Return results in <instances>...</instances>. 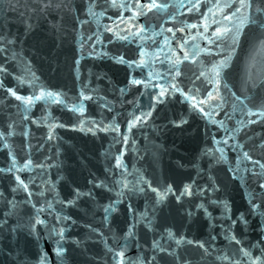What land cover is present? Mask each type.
I'll return each mask as SVG.
<instances>
[{
	"label": "water",
	"instance_id": "obj_1",
	"mask_svg": "<svg viewBox=\"0 0 264 264\" xmlns=\"http://www.w3.org/2000/svg\"><path fill=\"white\" fill-rule=\"evenodd\" d=\"M85 2L86 0H74L80 8L77 13L80 20L88 21L82 27L77 23L79 32L72 30L71 21L66 24L63 31L54 30L52 25L57 21L51 16L33 21L30 32H25L24 24L15 19V14H12L11 22L7 24V30L14 37H18V43L13 50L20 55L15 61L8 59L7 75L0 74V80H3L6 86L17 88L15 77L27 74L25 67L27 62L28 67L39 77L36 81L37 85L64 93L69 104L74 102L82 85L87 86L92 99L82 101L85 107L83 115L85 130L81 131L79 126L73 127L78 125L79 113H73L68 107L52 102L48 104L36 102L26 114L30 119L21 123V115L17 113L15 107L20 102L13 97L5 100L4 91L0 89V130L15 121L18 125L15 129L16 134L9 138L13 150L19 158L24 155L22 151L24 145L30 143L33 159L43 161L46 157H50L51 160L47 162L52 163L53 166L47 170L45 178L55 185L54 191L45 190L41 196L40 182L37 180L36 184L30 185L33 196L29 200L25 192H13L11 178L0 174V193H3L7 200L18 202L16 214L6 216L5 213L9 209L5 207V199L0 198V222L7 221V226L0 231V264H16L18 259L35 264L37 254L41 251L48 252L50 264H59L53 252L54 241L46 230L53 225L65 228L66 239L63 244L68 251L64 264H113L104 240L107 239L110 244L113 235L121 236L130 224L135 223L134 216L139 217L145 212L150 217L153 216L151 210L153 193L147 190L144 193L126 192L124 196L119 197L117 211L110 215L108 224L102 225L103 209L100 206L117 200V192L120 189L114 185V181L120 179L121 172H124L129 187L136 182L138 175H143L153 184L157 181L167 182L177 190H182L185 184L204 186L206 189L202 195L197 193L194 197H184L180 202H177L174 196H170L163 212L155 213L154 231L145 227L143 222L137 224L135 236L127 241L126 255L131 259L147 253L152 240L159 239L166 228L184 234L189 239L207 241L213 249L219 250L207 259L206 264H227L226 261L215 260V255L231 254L233 248L237 247L225 238L226 234L236 235L245 247L264 241V216L260 214L264 211V207L253 211L249 203L250 193L259 195L256 183L243 171L239 176H234L229 171L230 168L236 167L238 150L225 148L226 159L219 162L207 153V149L217 147L212 142L213 136L217 140L224 139L223 128L210 123L198 111L191 109L189 102L177 93L173 97L164 98V103H156L148 120L128 131L127 120L131 119L130 113L139 114L140 108L147 111L148 105L155 103L151 101L149 94L154 95L159 91L151 87L145 89L143 85H129V77L145 79L147 73L153 70L163 74L169 65L157 61L151 68H140L135 65L129 68L125 64L117 63L112 57L123 55L125 59H139L141 43L149 53L154 52L164 36H171L164 30L173 26L174 22L169 20L166 13L174 10L170 8L163 12H149L145 16L137 17L136 23L146 28L144 33L146 39L140 41L138 38L133 40L130 37L128 41H122L104 28L105 25L113 27L114 22L120 23L116 18L117 10L108 9L106 15L100 17L97 23L95 18L85 15L83 11ZM100 2L102 3L103 0ZM158 2L175 4L176 0H158ZM201 10L207 11L206 8ZM97 11L101 9L98 8ZM180 11L184 12V16H178V19L195 22L192 13H187L184 9ZM123 15L128 16L131 13L124 12ZM217 18L219 19V16ZM120 27L124 28L125 25L121 24ZM97 30L101 34L102 43H95V51L89 56L88 52L91 50L89 45L95 41V36L93 41H87V37L92 36ZM154 33H162V35H154ZM80 35L85 38L83 51L80 50L78 43ZM196 42L204 46L203 41ZM164 51L167 52V49ZM250 52L249 36L242 35L240 45L230 61L231 67L227 70L226 79L232 91L243 88ZM159 55L162 59L164 53ZM224 55H227V52ZM221 58L214 51L212 56L202 55L200 60L210 67L214 60ZM76 59L80 60L79 80L76 79L74 71ZM260 59L261 57L257 55V62ZM4 62L5 56L0 54V63ZM182 68L186 75L191 77L192 71H196L198 66L185 62ZM255 70L258 72V68ZM180 79L183 80L182 87L186 89L192 87L188 79L184 77ZM192 79L195 80V77ZM157 82L164 83L163 80L153 81V83ZM195 84L199 87L200 81L196 80ZM121 88H126L125 93H120ZM92 89L95 91H91ZM17 90L22 95L32 94L33 91L28 85L19 86ZM222 94L228 96L226 91ZM250 95L255 96L259 102L264 98V87L254 88ZM105 103L111 107V111L103 107ZM225 112L231 114L228 104H225L223 109H216L213 119L224 120L228 128L234 127L239 113L229 120ZM45 115L49 119L54 118L57 124L67 125L57 127L55 138L51 141L45 139L47 127L31 123V120L39 121ZM113 117L120 125V132L128 136L127 144L117 142L118 133L98 129H93V132L87 131L91 121L97 123L103 121L104 124H108ZM181 118L186 122L179 126L173 123L180 121ZM25 127L29 131L28 137L22 135ZM250 127L255 133L264 136V126L258 124ZM251 134L249 132V135ZM114 137H117V140H114ZM238 139L247 143L243 133ZM117 155L123 167L116 166ZM216 156H219L218 152ZM7 159V149L0 145V167L7 166ZM35 174L34 172L21 175L23 177ZM90 181H104L108 184V188L95 187ZM213 182L217 188L210 190L208 186ZM76 188L83 192L90 190L92 195L79 197L74 205H62L59 201L71 199ZM45 200L52 201L56 211L71 217V220L57 225L55 213L46 211L40 217L46 221V225H36V234H32L24 225L36 214L32 205L37 204L39 207ZM220 202L227 203L228 212H225L224 204ZM256 202L260 203L259 200ZM200 203L207 208L208 214H205L203 209L195 208V204ZM189 212L192 215H189ZM241 217L244 219L241 220ZM89 224L102 231L104 238L91 234ZM210 237L215 239L211 240ZM123 243L124 241L121 240V244ZM196 259L198 264H205L199 261L198 257Z\"/></svg>",
	"mask_w": 264,
	"mask_h": 264
},
{
	"label": "snow or ice",
	"instance_id": "obj_2",
	"mask_svg": "<svg viewBox=\"0 0 264 264\" xmlns=\"http://www.w3.org/2000/svg\"><path fill=\"white\" fill-rule=\"evenodd\" d=\"M98 8L101 11L98 12ZM170 8L174 11L166 14L169 20L174 23L172 27H168L164 31L170 33L171 36H164L154 52L149 53L144 44L141 43L139 45V59H125L123 55L112 57L117 63L125 64L129 68L134 65L140 68H151L157 61L166 62L169 65L163 74L153 70L147 73L145 79H137L135 76L129 77V85H143L145 89L151 87L159 89V91L155 92L154 95L149 94L151 101H155V103H150L147 111L140 108L139 114L136 112L130 113L131 119L127 120L128 131H131L133 127L139 124L145 123L152 115V110L156 107V103H164V98L173 97L178 93L180 97L189 102L191 109L198 111L210 123L219 125V127L224 129V139L217 140L215 136L212 137V142L217 147L207 149L208 154L219 162L226 159L225 148H230L233 151L238 150L236 167L230 168L229 171L234 176H239L241 171H243L256 183L259 195L249 194L251 197L249 200L251 209L256 211L264 207V136L255 133L250 126L258 124L264 126V98L257 102L256 97L250 95V93L258 86L264 87V0H203V3L202 0H176L175 4L160 3L158 0H103L102 3L100 0H86L83 5L85 15L95 18L97 23H99L100 17L106 15L108 9H116V18L120 23L115 24L114 22L113 27L105 25L104 28L105 31L112 32L114 37L122 41H128L130 37L133 40L138 38L140 41H144L146 39L144 35L146 28L144 25L137 24L136 18L145 16L149 12L159 13ZM202 8H206L207 11H202ZM180 9H184L187 13H192L195 22L190 23L184 19H178V16H184V12H181ZM79 11L80 8L74 3V0H0V54L5 56V62L0 63V74L7 75L8 59L15 61L20 55L13 50L18 43V37H14L7 30V24L11 22L12 14H15V19L24 24L25 32L32 30L33 21L45 19L49 16L57 21V23L52 25L54 30L63 31L66 24L71 21L72 30L79 32L76 27L77 23L81 27L88 23L87 20H80L79 15H77ZM124 12L131 13V15L124 16ZM218 16L219 19L217 18ZM121 24H124L125 27L121 28ZM213 25L215 27H212ZM178 33L180 35H177ZM154 35H162V33H154ZM242 35L249 36L251 52L246 64L243 88L238 91H232L226 79L227 70L231 67L230 61L240 45ZM93 36H95V41L89 45L91 49L88 52L89 56L95 51V43H102L99 30L92 36H88L87 41H93ZM197 40L203 41L204 46L197 43ZM78 43L80 50L83 51L85 44L83 35L79 36ZM165 49H167V52L164 51ZM214 51L217 56L222 58L214 60L209 67L200 60V57L202 55L212 56ZM225 52H227V55H224ZM160 53H164L162 59L159 55ZM257 55L261 57L259 62L256 60ZM185 62L198 66L196 71H192L191 77L187 76L182 68ZM74 64L76 79L79 80L80 60L76 59ZM25 67L27 74L15 77L17 88L6 86L4 81L0 80V89L4 91L5 100L8 97H13L20 102L15 107L17 113L21 115V123L30 119L26 114L36 102H43L44 104L52 102L68 107V110L73 113H79L78 125H73V127L79 126L80 130L84 131L85 121L83 115L85 107L82 101L92 99L87 86L82 85L81 90L74 98V102L69 104V100L64 93L37 85L36 81L39 80V77L28 67L27 62ZM257 68L258 72L255 70ZM181 77L188 79L192 87L187 89L182 87L183 80L180 79ZM192 77H195V80ZM160 80H163L164 83H153V81ZM196 80L200 81L199 87L195 84ZM22 85L31 87L33 89L32 94H20L17 89ZM91 91L95 90L92 89ZM119 91L123 94L126 88H121ZM224 91L228 93L227 97L222 94ZM130 103H135V101H130ZM225 104H228L231 109V114L225 112L227 119L231 120L236 113H239V118L235 120V126L231 128L225 126L224 120L213 119L216 109H223ZM103 107L107 108L108 111L112 110L107 103ZM137 107L139 108V105ZM185 122L183 118L180 121H173L177 126ZM31 123L47 127L48 131L45 139L48 141L55 138V129L57 127L67 126L55 123L54 118L49 119L47 115L41 117L39 121L31 120ZM17 126V123L13 121L8 123L3 130H0V145L7 149L8 158L7 166L0 167V174L11 178L13 192L23 191L27 194L26 198L30 200L33 196L30 185L36 184L37 180L40 182L41 196H43L45 190L49 192L55 190V185L45 178L47 170L53 165L47 162L51 160L50 157H46L43 161L33 159L30 143L24 145L22 148L24 155L18 158L9 141V138L16 134L15 129ZM93 129L118 133L119 140H117V137L113 139L124 144L128 143V136L120 132V125L116 123L115 117L108 124H104L103 121L99 123L94 120L91 121V126L87 127V131L93 132ZM249 132L252 134L249 135ZM241 133H243L247 143H243L238 139ZM22 135L24 137L29 136V131L26 127L22 131ZM229 141H234V143L230 144ZM217 152L219 156H216ZM115 161L117 167H123L118 155L115 157ZM124 171L126 172V169ZM34 172L36 173L35 175L23 177L21 175L22 173ZM90 183H93L95 187L108 188V184L104 181H90ZM114 185L120 189L117 192V200L100 206L103 209L102 225L108 224L110 215L117 211L116 205L119 203V197L124 196L126 192L144 193L147 190L153 193L154 196L151 201L152 217L147 212L141 213L139 217L134 216L135 223L130 224L121 236L113 235L110 244L107 239L104 240L107 251L111 254V262L113 264H198L196 257H198L199 261L206 264L207 259L219 251L213 249L212 245L207 241L189 239L184 234L173 232L170 228H166L159 239L154 238L152 240L147 253L137 256L135 259L127 257V241L135 236L137 224L143 222L145 227L154 231L155 213L157 211L163 212L170 196H174L175 200L180 202L184 197H194L197 193L202 195L206 189L204 186L185 184L182 190H177L172 184L167 182L161 183L157 181L153 184L151 180L143 175H138L136 182L129 187L128 182L124 178V172L120 173V179L115 180ZM208 187L210 190H215L217 185L213 182ZM91 195L90 190L83 192L76 188L71 199L59 202L62 205H74L79 197H90ZM0 198L5 199V207L9 209L5 215H15L18 202L16 200H7L3 193H0ZM257 200L260 203H257ZM212 203L217 202L212 201ZM220 203L224 204L225 212H228L227 203ZM32 207L36 210V214L30 217L27 224L24 225L32 234H36V225H46V221L40 218L46 211L55 213L57 225L71 220V217L56 211L52 201L45 200L39 207L37 204H33ZM195 208L203 209L204 213L208 214L207 208L202 203L195 204ZM188 214L192 215L191 212ZM260 214L264 216V211H261ZM243 219L241 217V220ZM244 222L246 223L247 221ZM6 226V220L0 222V231ZM88 228L91 230V234L104 238V233L93 227L92 224H89ZM46 230L49 233V237L54 241L53 252L59 264H64L68 251L63 244L66 239L65 228L53 225ZM37 238L39 237L37 236ZM225 238L237 247L233 248L231 254L220 253L215 255V260L226 261L227 264H264V241L251 247H245L236 235L226 234ZM210 239L214 240L215 237H210ZM121 240L124 241L123 244H121ZM253 249L256 251H253ZM37 257L35 264H50L48 252L41 251L37 254ZM16 264H29V262L18 259Z\"/></svg>",
	"mask_w": 264,
	"mask_h": 264
}]
</instances>
